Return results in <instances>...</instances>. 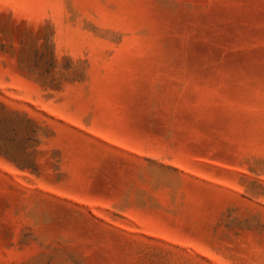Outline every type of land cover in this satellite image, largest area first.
Wrapping results in <instances>:
<instances>
[{
  "label": "rangeland",
  "instance_id": "obj_1",
  "mask_svg": "<svg viewBox=\"0 0 264 264\" xmlns=\"http://www.w3.org/2000/svg\"><path fill=\"white\" fill-rule=\"evenodd\" d=\"M0 264H264V0H0Z\"/></svg>",
  "mask_w": 264,
  "mask_h": 264
}]
</instances>
